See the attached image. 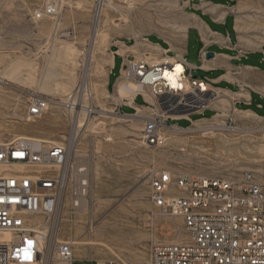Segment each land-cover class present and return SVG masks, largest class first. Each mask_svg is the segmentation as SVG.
Segmentation results:
<instances>
[{"label":"rangeland","instance_id":"rangeland-1","mask_svg":"<svg viewBox=\"0 0 264 264\" xmlns=\"http://www.w3.org/2000/svg\"><path fill=\"white\" fill-rule=\"evenodd\" d=\"M187 1L0 0V144L16 137L65 144L71 161L86 168L87 198L76 211L64 208L58 231L59 239L87 244L73 245L75 259L148 264L152 244L186 239L182 220L149 200V181L159 172L235 181L249 174L264 186V118L239 113L226 126L163 128L162 144L147 147L140 140L142 122L114 114L109 105L114 96L105 92L106 79L112 85L121 66L118 59L108 75L109 45L147 37L155 43L156 36L166 48L181 49ZM228 1L234 6L236 41L245 51L263 46L264 0ZM52 3L56 16L34 18ZM26 23L24 44L30 51L23 54L12 47L22 41L13 40L11 32ZM49 73L53 77L46 80ZM68 96H81L86 106L99 110L84 129L62 106ZM35 98L47 100L48 108L27 119ZM143 102L141 97L136 103Z\"/></svg>","mask_w":264,"mask_h":264},{"label":"built area","instance_id":"built-area-1","mask_svg":"<svg viewBox=\"0 0 264 264\" xmlns=\"http://www.w3.org/2000/svg\"><path fill=\"white\" fill-rule=\"evenodd\" d=\"M56 15L57 4L52 3L33 16ZM151 45L148 37L132 41V52L121 58L113 94L118 115L120 103L138 95L151 108L152 115L142 117L140 135L147 147L162 144L160 131L167 121L199 113L216 100L208 83L194 77L181 57H159ZM174 65L181 67L178 75ZM119 85L127 86V97H119ZM48 105L45 99H32L27 119L40 117ZM62 106L76 110L69 102ZM98 114L89 108L88 117ZM86 172L71 161L65 144L25 137L0 144V264L84 262L74 258L73 245L60 241L58 231L64 208L76 211L87 198ZM149 200L154 208L182 220L186 239L152 244L148 264H264V186L251 175L235 181L162 171L149 181ZM28 241L30 261L23 259L22 251Z\"/></svg>","mask_w":264,"mask_h":264},{"label":"crops","instance_id":"crops-1","mask_svg":"<svg viewBox=\"0 0 264 264\" xmlns=\"http://www.w3.org/2000/svg\"><path fill=\"white\" fill-rule=\"evenodd\" d=\"M185 8L189 22L181 49L166 48L163 41L153 36L157 41L150 42L152 50L159 57L163 54L167 57H181L192 68L194 77L208 83V87L216 93V100L199 113H192L177 121H167L166 128L185 130L193 124L205 125L209 122L226 126L239 113L263 119L264 45L255 50L245 51L236 41L235 11L228 0H188ZM11 33L13 40L22 41L13 43L12 47L23 54L29 53L30 47L24 44V41L29 39L28 23L25 27L22 26L21 30H13ZM130 45V41L124 40L114 41L109 45L111 63L108 75L118 59L130 55L133 50ZM33 49L39 50V44L37 43ZM207 52L213 53L211 59L205 58ZM190 54L194 59L191 63L186 60V56ZM110 90L113 95L114 83L109 84L107 77L105 92L109 94ZM141 97L138 95L133 101L120 103L119 116L137 118L142 123V117H150L151 108L144 102L140 105L136 103ZM109 105L112 106L113 113L117 114L114 97L109 99ZM124 109L126 113L122 112ZM179 122L183 124L178 125Z\"/></svg>","mask_w":264,"mask_h":264},{"label":"bare ground","instance_id":"bare-ground-1","mask_svg":"<svg viewBox=\"0 0 264 264\" xmlns=\"http://www.w3.org/2000/svg\"><path fill=\"white\" fill-rule=\"evenodd\" d=\"M174 66H175V68H174V75H178L181 72V67L179 65H174ZM178 67L180 69L179 71H177V68ZM15 74H16V71L14 70V71L11 72L10 75L13 76ZM52 77H53L52 73L51 74L49 73V74L46 75L45 79L46 80H51ZM43 88H46V85L45 84L43 85ZM117 94L119 95L120 98L127 97L128 96L127 86L119 85ZM67 102L71 103L72 105H76V110L75 111H73V110H66V111H67V113L70 116L73 115V113H74L75 122L77 123L76 127L77 128H81V129H84L86 127V123L88 121V112H89V108L90 107L89 106H86L84 104L83 99H81V96L80 97H77V96H68L66 98V103ZM54 143L55 142H52V144H54ZM59 240L60 241L67 242V243H70L72 245H75V244L76 245H82V246L83 245H87L85 243L76 242L73 239H69V238H67V239H59Z\"/></svg>","mask_w":264,"mask_h":264},{"label":"snow or ice","instance_id":"snow-or-ice-1","mask_svg":"<svg viewBox=\"0 0 264 264\" xmlns=\"http://www.w3.org/2000/svg\"><path fill=\"white\" fill-rule=\"evenodd\" d=\"M180 69H179V67L177 68V71H179ZM167 75V74H166ZM173 86L175 87L176 85L175 84H173ZM28 243V248H25V249H23L22 251H23V259L24 260H28V261H30L31 259H32V256H31V254L27 257V259L25 258V251L27 250V249H29V247L31 248L32 247V242L31 241H28L27 242Z\"/></svg>","mask_w":264,"mask_h":264},{"label":"water","instance_id":"water-1","mask_svg":"<svg viewBox=\"0 0 264 264\" xmlns=\"http://www.w3.org/2000/svg\"><path fill=\"white\" fill-rule=\"evenodd\" d=\"M230 40H232V37L230 36ZM213 57V53L212 52H207L206 54H205V58L206 59H211Z\"/></svg>","mask_w":264,"mask_h":264},{"label":"clouds","instance_id":"clouds-1","mask_svg":"<svg viewBox=\"0 0 264 264\" xmlns=\"http://www.w3.org/2000/svg\"><path fill=\"white\" fill-rule=\"evenodd\" d=\"M30 247H29V249H27L26 251H25V258L27 259V257L31 254V252H30Z\"/></svg>","mask_w":264,"mask_h":264}]
</instances>
